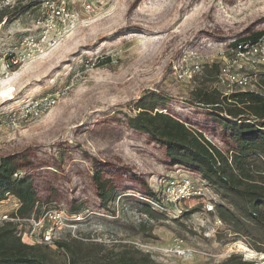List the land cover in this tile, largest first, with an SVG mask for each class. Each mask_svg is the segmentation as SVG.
I'll return each mask as SVG.
<instances>
[{"label":"rangeland","instance_id":"rangeland-1","mask_svg":"<svg viewBox=\"0 0 264 264\" xmlns=\"http://www.w3.org/2000/svg\"><path fill=\"white\" fill-rule=\"evenodd\" d=\"M45 1L21 0L0 11V158L16 156L19 177H31L39 199L33 215L62 214V229L45 222L51 235L77 242L93 264L119 259L223 264L232 255L264 264V253L245 240L228 243L233 232L216 226L201 208L178 218L155 205L163 215L141 212L139 202L156 195L170 178L197 182L200 175L171 165L161 145L127 123L145 98L144 108L155 104V111L179 118L227 150L226 131L213 122L209 108L191 100L196 89L216 82L222 51L264 35V0H65L79 22L60 26L39 42L37 21L45 15ZM87 4L94 5L93 14L85 11ZM59 33L64 38L51 47ZM212 54L211 67L206 56ZM197 64L203 69L186 78ZM263 78L264 70L253 90L261 92ZM36 102L42 104L38 115L29 111ZM96 168L118 190L110 211L97 195ZM19 206L8 195L0 216ZM71 208L81 211L73 214ZM31 218L13 223L22 242L47 245L54 263L68 264L70 255L55 241L40 243V234L26 237Z\"/></svg>","mask_w":264,"mask_h":264},{"label":"trees","instance_id":"trees-1","mask_svg":"<svg viewBox=\"0 0 264 264\" xmlns=\"http://www.w3.org/2000/svg\"><path fill=\"white\" fill-rule=\"evenodd\" d=\"M3 21L0 16V24ZM261 36L262 33H257L242 40L255 41ZM214 76L209 75L211 80ZM262 81L261 92L236 91L224 95L213 85L200 87L194 92L192 103L209 108L213 122L226 131L231 141L227 150L219 148L205 134L179 118L155 111V104L144 108L147 104L145 98L138 103V113L129 116L127 122L130 129L148 135L153 142L161 145L171 165L196 172L217 195V215L224 227L234 234L228 243L245 240L259 253H264V78ZM21 171L22 165L16 156L0 158V203L8 195L15 196L20 206L11 217L26 219L36 214L39 199L31 177L25 174L19 177ZM92 179L101 207L110 211V205L119 196L117 188L109 179L103 178L102 168L95 169ZM155 197L152 192L147 194L146 201L139 202L141 212L153 218L163 215L152 206L151 201ZM80 211V208H71L73 214ZM13 223L6 222L0 226V264H56L49 246L23 243ZM54 241L58 249L70 255L68 264H78L79 260H83L84 264H93L74 246L77 242L65 239ZM105 264L159 263L119 259ZM223 264L255 262L232 255Z\"/></svg>","mask_w":264,"mask_h":264},{"label":"built area","instance_id":"built-area-1","mask_svg":"<svg viewBox=\"0 0 264 264\" xmlns=\"http://www.w3.org/2000/svg\"><path fill=\"white\" fill-rule=\"evenodd\" d=\"M11 2L18 4L21 0H13ZM13 4L10 3V0L2 1L0 11ZM43 4L46 7L45 15L37 21V27L42 30L39 42L46 41L49 38V34H54L58 27L75 26L80 20L78 12H71L65 0H59L58 2L47 0ZM85 11L93 14L95 12L94 5L87 4ZM62 38L64 36L59 33L51 41L50 46L57 47ZM26 44L31 45L29 42H26ZM220 58H222V62H220L216 82L213 84L214 88L218 89V87L223 86L229 88L231 91H256L252 88L255 85L258 73L264 70V35L255 41L241 40L234 42L224 52L222 51ZM13 61L16 64L15 60ZM206 63L211 67L214 66L216 64L215 56L213 54L206 56ZM201 69H203V66L197 64L194 70L187 74L186 78L192 79L193 73L195 71L199 72ZM180 78L182 77L180 76ZM228 94L231 93H224V95ZM41 108L42 104L36 102L29 107V111L38 115ZM15 176H18V174ZM164 184L162 189L157 191V198L151 201L152 205L157 206L161 211L169 213L176 218L183 217L201 208L202 212L214 218L216 226H224L222 220L217 215L216 206L218 197L201 177L197 182H193L182 176L180 179L173 177ZM166 204H168L167 207L165 206ZM47 220L56 226L55 229H62L65 226L62 214L60 213H52L43 217L32 216L30 220V232L26 234V237L35 239L40 234L42 235L40 243L54 242L55 236L51 235L54 230L51 231L47 228L45 225ZM14 221L15 218H12L11 215L0 216V225Z\"/></svg>","mask_w":264,"mask_h":264}]
</instances>
